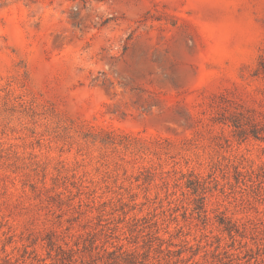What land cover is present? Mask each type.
Wrapping results in <instances>:
<instances>
[{
	"label": "rangeland",
	"instance_id": "1",
	"mask_svg": "<svg viewBox=\"0 0 264 264\" xmlns=\"http://www.w3.org/2000/svg\"><path fill=\"white\" fill-rule=\"evenodd\" d=\"M259 61L264 0H0V264H264Z\"/></svg>",
	"mask_w": 264,
	"mask_h": 264
},
{
	"label": "trees",
	"instance_id": "2",
	"mask_svg": "<svg viewBox=\"0 0 264 264\" xmlns=\"http://www.w3.org/2000/svg\"><path fill=\"white\" fill-rule=\"evenodd\" d=\"M257 69L258 70L260 69V70H262L264 72V63L262 61L258 62V68ZM239 113L242 114L243 112L240 111ZM231 122L236 127H240L241 126V123H240L239 119L231 120ZM99 134H100V132L95 133V135H99ZM104 135H106L109 138V140L111 142H113V143H114V140H116V135H112L111 133H107V132H105Z\"/></svg>",
	"mask_w": 264,
	"mask_h": 264
}]
</instances>
